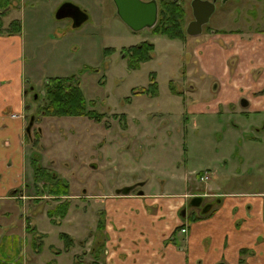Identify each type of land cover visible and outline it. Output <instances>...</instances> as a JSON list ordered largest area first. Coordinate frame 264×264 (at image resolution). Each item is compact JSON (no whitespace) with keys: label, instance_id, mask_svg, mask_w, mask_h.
<instances>
[{"label":"rangeland","instance_id":"obj_1","mask_svg":"<svg viewBox=\"0 0 264 264\" xmlns=\"http://www.w3.org/2000/svg\"><path fill=\"white\" fill-rule=\"evenodd\" d=\"M191 1H182L187 10L185 27L193 17ZM65 2H72L85 9L89 19L80 27H73L71 18L57 19L56 11ZM219 2L200 35L191 36L186 33L185 39H171L162 34H153L147 28L133 31L118 15L113 0H21L18 8L11 10L4 22L5 26L12 19L22 22L20 34L26 48L25 81L30 88L34 87L26 101H32L33 93L40 98L50 77L76 74L88 107L107 114L100 122L85 116H46L39 119L35 128L43 126L45 130L40 145L27 142V174L30 182L31 156L38 152L46 167L55 169L70 182V201L80 203V206L86 203L76 196L83 194L86 189L90 193L105 189L115 192V186L131 187L139 181H148L147 190L153 193L163 192L164 181L165 192L172 194L198 190L203 192L216 186L222 192H254L261 189L264 171L260 165L263 163L264 153L260 151L259 142L245 139L248 132L243 131L244 124L254 115L250 114L248 117L241 111L234 112L229 106L215 109L211 106L213 99L205 105L208 107H201L198 111L186 108V113H183L184 106L176 105V100L169 96L173 92L170 86L173 85L178 90L183 79V84L189 85L187 101L192 97L199 98L202 102H207L212 97L216 99L219 91L214 90V83L217 81L214 77L203 76L201 73L194 56L195 44L202 42L209 45L220 56V51H224L227 45L221 39L214 40L216 30H224L226 34L235 30L242 33L246 31L250 35L263 33L264 0ZM144 40H150L156 46L153 59L143 63L138 69H131L121 50ZM195 69V74H192ZM258 71L259 69L254 71L253 75L257 76ZM151 72L156 73L159 95L153 97L144 92L132 93L149 85ZM197 79L201 82L202 89L194 93L190 87ZM208 93L210 97H204ZM128 96H131L130 100H126ZM36 105L37 103L31 112L36 110ZM122 114L126 118H121ZM236 124H241V127L238 128ZM252 132L256 135L254 130ZM42 141L46 148H43ZM45 149L48 155L44 154ZM11 164L6 171H17L21 167L15 156ZM6 165L9 166V163ZM209 168L213 171L218 168L222 172L221 176L212 177L206 183L200 181L197 173L192 174L193 170L199 173ZM3 175L4 180L12 177L9 173ZM208 200L205 197L203 201L206 203ZM1 203L0 223L5 217L3 210L6 208ZM46 203L48 207L50 204L51 207L56 205L53 200ZM33 204H27L25 228L18 234L22 237L18 241L21 250L16 252L12 249L9 258L7 254L2 255V259H9L10 264L36 247H44L43 254L37 256L39 261L48 262L50 254H53L50 246L61 244L53 239L60 231L79 237L88 226V235L107 234L94 226L92 217L89 218L92 214L79 219L77 213L74 215L76 218L72 215L69 219L70 223L62 222L54 225L53 229L42 221L40 228L46 230L50 239L44 238V244L37 240L34 247L23 237L27 235L26 216L31 215L32 211L37 221L45 212V204ZM93 206L95 204L90 202L89 207ZM15 216L14 211L11 218ZM101 220L103 217L99 215L97 223H102ZM135 229L130 231L131 236ZM10 238L12 236L6 237L3 244L0 242V249ZM91 249L92 247L89 251ZM77 252L78 257H66L77 262L89 259L84 256L86 252ZM146 262L148 261L145 260L143 264H147Z\"/></svg>","mask_w":264,"mask_h":264},{"label":"crops","instance_id":"obj_2","mask_svg":"<svg viewBox=\"0 0 264 264\" xmlns=\"http://www.w3.org/2000/svg\"><path fill=\"white\" fill-rule=\"evenodd\" d=\"M226 33L214 35V40L221 39L227 45L224 51H220V56L213 50L214 48L202 42L194 45V56L201 73L204 74L203 76H212L217 81L214 83V90L219 91L216 99L212 97L207 102H202L199 98L192 97L190 101H187V94L190 93L187 90L189 85L183 84V79L178 90L173 85L170 86L173 92L169 96L176 100V105L184 106L183 113H186V108L198 111L201 107H208L205 105L213 99L211 106L215 109L220 110L224 106H229L234 112L241 111L248 117L250 114L254 115L248 123L244 124L243 131L248 132L245 139L259 142L260 151L264 153V92H261L264 90V32L250 35L246 31L243 34L235 30ZM25 57V42L21 34L0 35V203L6 206L3 210L5 217L0 223L2 244L8 237L6 235L17 234L25 228L23 212L27 200L24 196L17 200L13 192V189L23 186L26 177L29 176L27 174V149L24 141L26 119L23 117L27 97L25 96ZM257 69H259L257 76H254L253 72ZM195 72L196 69L192 71V74ZM200 85L201 82L197 79L190 87L192 92L196 93L197 90H201ZM204 97L209 98L210 93L204 94ZM242 100L247 101V106L242 105ZM12 114H17L18 117H13ZM237 127H241V124ZM253 130L256 135L253 134ZM14 156L21 164L20 169L6 171L7 167L10 168L12 165L11 161ZM262 160L260 167L264 171V158ZM7 163L9 166L6 165ZM208 171L211 175L209 180L222 174L218 168L215 171L209 168ZM3 173H9L12 177L4 180ZM196 173L198 171L193 170L192 174ZM147 182L139 181L131 187L117 188L115 186L113 187L115 192L105 189L102 192L90 193L86 189L83 194L76 196L86 204L80 206V203L71 202L63 223H70L69 219L77 213L76 216H79V219L86 218L90 213L93 216L89 218L92 217L91 220L98 229L100 224L97 223L98 216L102 215L103 230L107 234L97 236L90 233L88 235V226L84 228V233L79 237L70 232L60 231L53 239L61 244L50 246L53 254H50L48 262H41L37 257L43 254L44 247L40 251H37V248L31 252L26 251L24 256H20L15 262H22V264H98L99 262L143 264L147 260V264H216L221 262L224 264H264V183H261L263 186L261 189L254 192L242 190L222 192L223 190L216 186L203 192L198 190L191 193L183 191L172 194L165 192V181L163 192L155 193L147 190L149 185ZM141 191L143 194H140ZM201 194L209 199L218 197L221 202L211 216L189 223L188 216L191 213L195 215L198 213L196 209H188L189 203L193 196ZM17 202L22 205L23 209ZM90 202H93L95 206L90 208ZM102 202H104L103 206ZM57 203L55 201V204ZM51 208H53L51 204L49 207L46 206L43 216L37 218V221L32 216L31 220L41 233L39 236H42L40 238L32 237V235L29 237L28 234L23 236L26 241L32 243V246L37 240L43 243L44 238L50 239L44 229L45 226L42 230L40 225L42 221L47 222L51 229L57 225L47 216V210ZM184 210H186L185 216L182 215ZM14 211L16 216L11 218ZM184 226L187 227V232L179 229ZM133 229L135 230L131 236L130 231ZM61 233H67L73 237V243L69 248H66ZM136 233L139 235L135 236ZM8 244L10 241H6L3 245L5 248H2L0 254L11 255ZM103 246L104 252L97 257L93 247L98 249ZM77 250L81 253L86 252L84 256L89 259L77 262L75 259L70 260L66 257V255H74L75 258L79 254Z\"/></svg>","mask_w":264,"mask_h":264},{"label":"trees","instance_id":"obj_3","mask_svg":"<svg viewBox=\"0 0 264 264\" xmlns=\"http://www.w3.org/2000/svg\"><path fill=\"white\" fill-rule=\"evenodd\" d=\"M20 3V0H0V35H13L20 34L22 32V22L19 19H12L7 26H5L4 18L9 14L12 7H15L14 3ZM186 9L183 3L177 1L167 0L162 1L161 10L159 17L155 26L151 29L153 34H162L171 39H185L186 37ZM264 31V29L262 30ZM215 33H226L224 30H216ZM155 51V44L149 40L142 41L136 45H131L123 49L124 57L128 61V66L131 69H138L142 63L147 62L153 58V53ZM150 83L149 85L140 91L147 93L151 96L159 95V83L156 79V73H150ZM44 101L39 105L38 112L46 116H85L94 121H102L107 114L105 112H98L93 108L88 107V101L82 90L81 82L76 74H72L64 77H50L45 84ZM262 93L264 90L261 91ZM259 92V93H261ZM258 94V93H257ZM116 116V115H114ZM121 118H126L125 114L121 115ZM126 124V121H124ZM125 126V125H124ZM34 166V184H39L43 182L46 192L49 195L56 196L55 200L61 201L55 207L49 209L48 216L55 224H60L62 220L66 217L71 201H70V187L68 182L61 179L52 170L39 165L37 162H32ZM37 195H43L45 193L44 188L37 189ZM61 196H66L61 199ZM219 205L218 200L215 204H206L204 210L200 213L190 214L188 216L189 223L199 221L211 216L215 211L216 207ZM215 207V208H214ZM214 208V209H213ZM213 209V210H212ZM99 224L98 228H101V232H104V221ZM180 230L182 229L179 228ZM27 230L35 231V228L31 225H27ZM61 238L64 239L66 248H69L73 243V237H70L67 233H61ZM42 236H35V238ZM21 238L14 237L8 241H13L8 244V247L16 252L21 250V245L19 244ZM17 243L19 245H17ZM36 245V242H34ZM95 246V245H94ZM5 248V247H4ZM38 248V247H36ZM97 253V257H100L104 252V246L94 249ZM38 249L37 251H40ZM2 251V248L0 249ZM243 251V250H242ZM244 252V251H243ZM2 253L0 254V264H10L9 259H2ZM11 257L10 255L8 258ZM78 257V256H76ZM19 258V257H18ZM15 259L12 263H14ZM17 262V261H16ZM14 264H22V262Z\"/></svg>","mask_w":264,"mask_h":264},{"label":"flooded vegetation","instance_id":"obj_4","mask_svg":"<svg viewBox=\"0 0 264 264\" xmlns=\"http://www.w3.org/2000/svg\"><path fill=\"white\" fill-rule=\"evenodd\" d=\"M21 1V0H20ZM114 1V0H113ZM143 1H145V2H150V1H155L156 3H157V6H158V17H159V13H160V10H161V5H162V1H167V0H143ZM172 1H177V0H172ZM180 3H183L182 1L183 0H178ZM193 1V0H192ZM192 1H191V3H190V6H191V9H192V15H193V17H192V19L189 21V23L191 22V21H193L194 20V12H193V8H192ZM202 1H205V2H207V3H213L214 4V6H215V11H216V8L219 6V1H222V0H202ZM115 3V2H114ZM14 5H15V7H12L11 8V10L12 11H14L16 8H18V6H19V4L17 3V2H15L14 3ZM184 5V4H183ZM115 6H116V4H115ZM185 7V6H184ZM82 8V7H81ZM116 8H117V6H116ZM185 9H186V7H185ZM10 10V11H11ZM85 10V9H84ZM86 11V10H85ZM215 11H214V13H215ZM117 13H118V10H117ZM213 13V14H214ZM212 14V15H213ZM119 15V14H118ZM158 17H157V20H158ZM186 17H187V10H186ZM212 17V16H211ZM211 17H210V19H211ZM209 19V20H210ZM11 21V20H10ZM9 21V22H10ZM8 22V23H9ZM209 22V21H208ZM207 22V23H208ZM156 23H157V21H156ZM155 23V24H156ZM189 23H187V26H188V24ZM206 23V24H207ZM206 24H204L203 25V29L205 28V26H206ZM83 25V24H82ZM155 26V25H154ZM153 26V27H154ZM153 27H151V28H147V29H149V31H151V29L153 28ZM131 28V27H130ZM187 28V27H186ZM132 29V28H131ZM144 29H146V28H144ZM133 30V29H132ZM134 31V30H133ZM140 31V30H139ZM136 32V31H135ZM145 41V40H144ZM150 41V40H149ZM152 42V41H151ZM136 45V44H135ZM131 46V45H130ZM126 47H129V46H125V47H123L122 48V50H121V54H122V56L124 57V54H123V49L124 48H126ZM155 49H156V46H155ZM155 52V51H154ZM153 59V58H152ZM145 63V62H144ZM143 64V63H142ZM27 79V78H26ZM25 79V80H26ZM27 85V86H26ZM34 88V87H33ZM33 88H30L29 87V84H28V82L27 81H25V96H27L28 94H30L33 90ZM45 93V89H43L42 90V93ZM32 101H26L25 100V110H24V114H23V117L26 119V127H25V139H24V141H25V145H26V149H27V142L28 141H30V142H32L35 146L36 145H40V139H41V136H42V133H44V128H42L43 126H41V128L39 127H37V128H35V124H37V122L39 121V119H41V118H45L46 117V115H43L42 113H40V112H38V109H39V105L41 104V103H43V101H44V94L42 95V96H40V98H39V95H37L36 93H33V95H32ZM26 99H27V97H26ZM126 100H130V97L128 96V97H126ZM37 103V105H36V110L34 111V112H31V110L34 108V104H36ZM12 116L13 117H18V115L17 114H12ZM48 117H53V116H48ZM32 118H34V120H33V124H32V126L30 127V123H31V121H32ZM30 127V130H28V128ZM44 130V131H43ZM42 146H43V148H46V144L42 141ZM45 151V155H48V153H47V150L45 149L44 150ZM44 154H43V157H44ZM41 158H43L42 157V155L40 156ZM33 161H35V162H37L39 165H42L43 167H45V168H48V169H50V170H52L54 173H56L61 179H63V180H65L66 182H68V184H69V187H70V182L66 179V178H64V177H62L60 174H59V172L58 171H56L55 169H53V168H51V167H46L43 163H42V160L39 158V154H38V152H35L32 156H31V161H30V165H31V167H32V181L30 182V179H29V177L27 176L26 177V182H25V184L23 185V186H21V187H18V188H15V189H13V192H14V194H15V198L17 199V200H20V199H22V197L24 196L25 197V200H27V204H33V203H35V204H39V203H44L45 204V207L46 206H48V203H46V202H48V200H50V201H57L58 203H60L61 201H58V200H55V197L56 196H52V195H49L47 192H46V189H45V186H44V183L43 182H39V184H34V166H33V164H32V162ZM211 178V175L209 176V179ZM209 179H207V180H205V182L206 181H208ZM44 188V190H45V193L43 194V195H37V189H39V190H41V189H43ZM71 196V195H70ZM201 196L203 197V200H204V198L206 197V195H204V194H201ZM64 197L66 198V196H61V199L63 200L64 199ZM70 198V197H69ZM46 202H45V201ZM192 200V199H191ZM217 200H218V204H220V198H218V197H214L213 199H209L208 200V202H204V201H202V203H201V205L200 206H198V207H193V206H191V207H188V209H196L197 211H198V213H200V215H201V211H203L204 210V208H205V205L208 203V204H210V203H214L215 204V202H217ZM191 202V201H190ZM18 203V205L20 206L21 204L19 203V202H17ZM57 203V204H58ZM35 204H33V205H35ZM56 204V205H57ZM55 205V206H56ZM28 205H25V211L23 212L24 214H26L28 211L26 210V207H27ZM54 206V207H55ZM218 206V205H217ZM217 206H215L216 208H217ZM214 207V208H215ZM18 208V207H17ZM213 208V209H214ZM21 209H23V207H22V205H21ZM212 209V210H213ZM49 210V209H48ZM47 210V211H48ZM206 210H207V208H206ZM31 215H27L26 216V229H27V225H31V227H33V228H35V231H29V230H27V234H28V236L30 237L31 235H32V237H35V236H39L41 233L38 231V228H37V226L33 223V221L31 220V218H32V216H34L35 217V215L33 214V212L31 211V213H30ZM47 216H48V212H47ZM49 217V216H48ZM51 218V217H50ZM62 222H63V220H62ZM61 222V223H62ZM60 223V224H61ZM59 224V225H60ZM20 233V232H19ZM19 233H17V234H15V233H12V234H9V235H6V236H12V239L14 238V237H19V238H21L22 239V237L20 236V235H18ZM11 239V238H10ZM221 263H223V262H221ZM216 264H218V263H216Z\"/></svg>","mask_w":264,"mask_h":264},{"label":"water","instance_id":"obj_5","mask_svg":"<svg viewBox=\"0 0 264 264\" xmlns=\"http://www.w3.org/2000/svg\"><path fill=\"white\" fill-rule=\"evenodd\" d=\"M114 2L117 6L119 16L134 31L151 28L155 25L158 17V6L155 1L114 0ZM192 8L194 12V20L188 24L187 33L191 36H197L202 33L203 25L209 21L215 11V6L210 2L207 3L202 0H193ZM55 16L57 19L71 18L73 20V27H80L89 17L80 6L72 2L63 3L57 9ZM242 105L247 106V101L242 100ZM33 120L34 118H32L30 127L33 124ZM30 127L28 130H30ZM140 194H143V192L141 191ZM202 201V196H196L191 200L189 205L198 207L201 205ZM205 211L206 210L203 212ZM185 213L186 210L182 212V215L185 216Z\"/></svg>","mask_w":264,"mask_h":264},{"label":"built area","instance_id":"obj_6","mask_svg":"<svg viewBox=\"0 0 264 264\" xmlns=\"http://www.w3.org/2000/svg\"><path fill=\"white\" fill-rule=\"evenodd\" d=\"M201 179L202 180H207L209 179V173L208 172H205L202 176H201ZM185 231V230H184Z\"/></svg>","mask_w":264,"mask_h":264}]
</instances>
